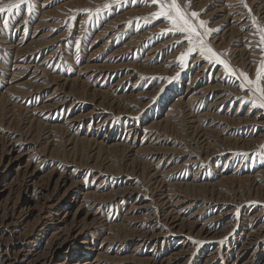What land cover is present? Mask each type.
Returning a JSON list of instances; mask_svg holds the SVG:
<instances>
[{
	"label": "rangeland",
	"instance_id": "374dc122",
	"mask_svg": "<svg viewBox=\"0 0 264 264\" xmlns=\"http://www.w3.org/2000/svg\"><path fill=\"white\" fill-rule=\"evenodd\" d=\"M105 2L0 14V264H264V109L223 66L181 64L151 0L79 11ZM244 4L188 11L254 80L264 0Z\"/></svg>",
	"mask_w": 264,
	"mask_h": 264
},
{
	"label": "snow or ice",
	"instance_id": "6c2138e0",
	"mask_svg": "<svg viewBox=\"0 0 264 264\" xmlns=\"http://www.w3.org/2000/svg\"><path fill=\"white\" fill-rule=\"evenodd\" d=\"M132 3L138 4L140 0H106V2L98 6L95 9H80L81 12H88L89 19H99L103 12H110L114 3ZM144 3H148V0H143ZM153 5L158 7V10L150 13L153 19L163 18L166 19L171 27L167 30H163L171 33H180L184 35V39L187 41L188 47L184 52L177 58L181 64L184 63L185 59L192 56L194 53L199 54L202 59L206 60L210 64L221 65L224 68L225 74L230 75L234 79H240L239 86L247 89L250 93L247 100H243L244 103L250 104L254 109H264V60L261 61L259 67L256 70L255 79H250L247 73L240 72L237 77L236 70L230 67L229 62L223 59V53L217 52L207 42L206 37L209 36L214 29L206 27V21L199 19V13L196 11H188L190 8V0H185V4H181L179 0H151ZM240 3L244 4V0H240ZM25 8L29 14L35 9V4L32 0H15V2L7 5L0 6V14L16 13L20 12L21 8ZM74 18V17H73ZM145 22H150L147 17L143 18ZM5 26L8 25V19L4 20ZM253 24H256V19L253 17ZM260 43L264 44V29H260ZM182 41H175L174 43L180 44ZM242 78V79H241ZM264 147V146H262Z\"/></svg>",
	"mask_w": 264,
	"mask_h": 264
},
{
	"label": "bare ground",
	"instance_id": "6f19581e",
	"mask_svg": "<svg viewBox=\"0 0 264 264\" xmlns=\"http://www.w3.org/2000/svg\"><path fill=\"white\" fill-rule=\"evenodd\" d=\"M68 231V230H67ZM68 234V233H67ZM247 246V245H246ZM251 246V245H250ZM247 249V248H246ZM39 258V257H38ZM254 261V260H253ZM36 262V261H35ZM43 263V262H42ZM61 264V263H60Z\"/></svg>",
	"mask_w": 264,
	"mask_h": 264
}]
</instances>
